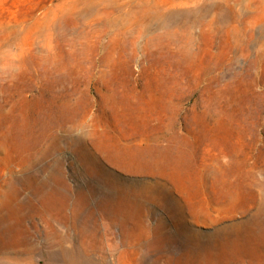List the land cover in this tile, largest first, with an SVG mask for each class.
<instances>
[{"label": "rangeland", "instance_id": "1", "mask_svg": "<svg viewBox=\"0 0 264 264\" xmlns=\"http://www.w3.org/2000/svg\"><path fill=\"white\" fill-rule=\"evenodd\" d=\"M0 264H264V0H0Z\"/></svg>", "mask_w": 264, "mask_h": 264}, {"label": "bare ground", "instance_id": "2", "mask_svg": "<svg viewBox=\"0 0 264 264\" xmlns=\"http://www.w3.org/2000/svg\"><path fill=\"white\" fill-rule=\"evenodd\" d=\"M186 2V1H185Z\"/></svg>", "mask_w": 264, "mask_h": 264}]
</instances>
